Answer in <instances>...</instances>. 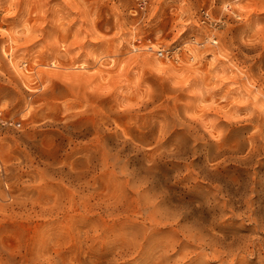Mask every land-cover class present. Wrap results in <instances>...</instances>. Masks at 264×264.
<instances>
[{"label":"rangeland","instance_id":"1","mask_svg":"<svg viewBox=\"0 0 264 264\" xmlns=\"http://www.w3.org/2000/svg\"><path fill=\"white\" fill-rule=\"evenodd\" d=\"M263 242L264 0H0V264Z\"/></svg>","mask_w":264,"mask_h":264},{"label":"built area","instance_id":"2","mask_svg":"<svg viewBox=\"0 0 264 264\" xmlns=\"http://www.w3.org/2000/svg\"><path fill=\"white\" fill-rule=\"evenodd\" d=\"M142 3H144V2H142ZM204 14H205L206 17L210 16L209 12H204ZM152 48H153L152 46L148 47V49H150V50H153ZM154 51H156L157 54L159 56H161V57H169V56H171L170 51L169 50H165L164 48H158L157 50H154Z\"/></svg>","mask_w":264,"mask_h":264},{"label":"bare ground","instance_id":"3","mask_svg":"<svg viewBox=\"0 0 264 264\" xmlns=\"http://www.w3.org/2000/svg\"><path fill=\"white\" fill-rule=\"evenodd\" d=\"M147 200H149V202H150V199H147ZM156 202V201H155ZM147 203V202H146ZM150 204H151V202H150ZM147 205H148V203H147ZM152 206V205H151ZM155 206V205H154ZM156 208V207H155ZM158 208V207H157ZM154 209V208H153ZM153 209H151V214H153V213H155L156 212V210L154 209V212L152 211ZM161 210V209H160ZM160 210H157V211H160ZM162 211V210H161ZM168 211V210H167ZM153 212V213H152ZM159 213V212H158ZM156 214V213H155ZM154 215V214H153ZM158 215V214H157ZM164 215V214H163ZM154 216H156V215H154ZM161 216V215H160ZM168 216V215H167ZM156 217H158V219L156 218ZM156 217H154V218H156L157 220H159L160 218H159V215L158 216H156ZM164 217V216H163ZM153 218V219H154ZM167 218V217H166ZM165 220V219H164ZM156 221V220H155ZM157 222H163V221H161V219L159 220V221H157ZM262 243V242H261ZM264 243V242H263ZM262 249L264 250V247H262ZM226 254V253H225ZM182 261V260H181ZM233 261V260H232ZM231 261V262H232Z\"/></svg>","mask_w":264,"mask_h":264}]
</instances>
